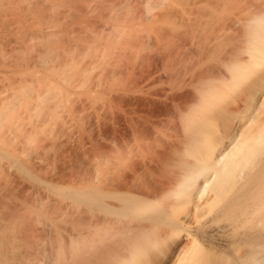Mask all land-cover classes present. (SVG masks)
<instances>
[{
    "label": "bare ground",
    "instance_id": "6f19581e",
    "mask_svg": "<svg viewBox=\"0 0 264 264\" xmlns=\"http://www.w3.org/2000/svg\"><path fill=\"white\" fill-rule=\"evenodd\" d=\"M78 1L87 12L85 25L71 28L78 43L50 45L56 53L45 46L48 55L41 48L48 70L75 91L90 70L105 66L111 73L108 64L116 68L121 57L128 60L118 72L126 74L142 48L151 64L148 70L141 65V73L136 65L144 77L133 85L138 92L165 86L129 99L130 111L115 116L112 140L106 134L98 144L99 159H88L90 152L79 158L78 190L56 208L49 244L47 233L38 235L45 245L33 258L23 256L28 248L22 257L13 252L18 236L10 232L18 215L8 210L7 194L0 196V264H164L183 235L189 243L174 264H219L214 239L201 232L211 217L239 233L218 243L244 247L239 264L264 258V0ZM151 46L160 53L147 54ZM43 81L33 93L21 77L0 97V130L8 128L0 143L43 129L70 95L59 81ZM26 110L42 112L41 121L27 128ZM194 223L199 227L192 231Z\"/></svg>",
    "mask_w": 264,
    "mask_h": 264
},
{
    "label": "rangeland",
    "instance_id": "374dc122",
    "mask_svg": "<svg viewBox=\"0 0 264 264\" xmlns=\"http://www.w3.org/2000/svg\"><path fill=\"white\" fill-rule=\"evenodd\" d=\"M80 1L82 2V0ZM77 2L79 3L78 0H67L66 2L65 0H49L47 2L43 0H0V97L10 94L12 86L15 87L10 83L21 77H26L28 81L27 85L34 87L33 93L38 90L40 85H38L37 82L40 80H44L43 82L46 83L59 81L63 88L62 90L70 93L68 96L69 100L66 98L63 99L62 102L57 103L55 110L56 115L50 116L47 125L43 129L33 132L32 135L21 132L22 139L16 134L18 136L16 139L15 136L12 135V137H14L12 140L14 141L9 140L5 143H0V196L7 194L5 200L8 210L14 209L18 215L15 221L16 224L12 225L15 228H11L10 235L18 236L17 243H19V245H16L15 242L11 248L13 252L15 251L17 254L20 253L19 255H21V257L23 251L28 248L30 251H25L26 253L24 252L25 254H23V256L27 254L33 258L35 254L33 251H36V247L45 245V243L42 242V238L45 239V237L41 235H45L46 233L45 236L48 235L54 212L57 210L56 208L64 206L65 202H68L67 197L70 196L69 194L78 190L77 184L82 180L81 165H83V155L85 154L83 157L85 159L87 152H90L87 158L92 155L93 157H90L91 160H95V158L99 159V154L97 152L98 144H100L103 135L107 134V136H109L108 134H110V132L114 133L116 128V123H114V120L117 118L115 117L116 114L122 115L123 113H128L130 111L129 109L132 108H130L132 104L130 102L133 100L132 98L140 94L147 97V94L143 93V91L145 92L149 89L155 90L165 86L161 83H158L159 85L157 83L152 84L150 85L151 88L150 86L146 87L147 85H144L146 89L143 87L144 90L139 92L136 88V81L139 82L140 79L144 77L143 73V75L141 74L142 77L140 76L142 72L140 69H143L141 65H147V68H144L148 70L151 64L146 53H143V55L145 54L147 56L146 59H144L145 56L142 55L143 61L141 60L142 56L140 53L142 51L144 52L141 45L142 42L146 40V37L142 42H137L140 44L137 49L141 48L139 50L141 52H138L135 55L136 57L134 56L136 59L133 58V63L131 61L133 59L129 60L130 65L127 63V72L126 74L123 73L124 75H120L118 67L124 64L123 60H128V57H121L123 59L120 58L116 60L119 62H115L116 68L111 67L114 63L111 66L108 64L111 73L115 70V73H113L115 76H112L108 70H104L105 66H103L101 70L99 68L92 71L90 70V74L87 77L88 80L84 81L83 87L76 88L75 91H72L70 86H68L69 88L66 86L67 83L58 79L55 72L48 70L46 64L41 60L43 54L40 53L42 49L46 48L45 46L49 45L48 48L50 45L53 48L54 45L55 48L66 46L65 43H63L65 41H68L72 45H77L78 43L77 34H75V32L72 33L71 28L80 29L86 22L84 18L81 20L82 17H84V12H81V10L85 11V7L82 8V3H79L81 9L79 10V6L76 7L78 4ZM88 2L85 3L86 6L91 5H89ZM57 3H61V5H56ZM47 6L50 8H47ZM88 19H90V17ZM80 21H83V24L81 23V25H78ZM67 23L69 26H67ZM65 24L66 26H64ZM55 25L63 26L64 28H62L64 30L62 31V28L59 26H57V28ZM53 32L56 37H49L47 33L52 35ZM55 32H58L57 35ZM45 33L48 36H45ZM48 42L50 43L47 44ZM146 42L147 40L145 43ZM56 45L58 46L56 47ZM137 49L136 52L138 51ZM150 49L152 52H149ZM152 49L153 47L151 46V48L145 49V51H148L147 54L160 53V50L156 52L155 48ZM52 50L54 53L57 52L55 49ZM45 54L48 55V52L45 53L44 49V55ZM131 55L129 57H131ZM138 59L139 62L143 64L138 63ZM13 61H15V66H8V64ZM124 66L125 65H123V67ZM134 69L140 73H136ZM116 72H118V76H116ZM135 75H138L136 77L138 79L134 77ZM133 83L136 85H133ZM133 86H135V88ZM62 90L60 93H62ZM142 96H140V98ZM142 99H144V97ZM20 100L23 99L21 98ZM22 102H26L28 106L27 101L23 100ZM61 103L62 105H60ZM81 104H84V107H81ZM22 108L25 109V104L23 103L21 105V109ZM124 108L125 110H123ZM40 113L41 114L34 115V113L30 114L27 111V113L24 114V116L27 117L25 126L28 128L31 126V123H38L41 121L40 116L43 114L42 112ZM106 128L109 129V133H107L108 130ZM7 129L8 128H3L0 130V136H2ZM21 133H19V135ZM112 135H110L111 137L109 136V140H112ZM29 137H31V139L27 141ZM79 158L82 162H80ZM225 224L226 222L218 221L211 217L203 222L201 232L214 239V243H212L211 246L212 248L215 246L217 248L215 247L216 250L213 249L211 252L214 254L219 252V255L221 254L218 258L219 264H239L237 261L238 255L241 251H244V247L230 244V242H225L223 245L218 244L219 239L228 241L239 234L238 232H232L228 228H224ZM198 227L199 226L194 223L192 225V231L196 230ZM19 232L20 236L23 234V238L19 237ZM38 235L42 238L40 236L38 237ZM48 236L46 237V242L49 244L50 239H48ZM39 238L41 239V243L38 242ZM21 239L24 241L22 245L20 244ZM44 239L43 241H45ZM35 241L38 242V246ZM187 241L189 243L187 237L183 235L169 252V256L164 264H174L181 250L184 246H187ZM213 244L215 246H213ZM14 245L17 247L21 245L20 249L19 247L14 249ZM19 251H22V253ZM216 255L218 256V254ZM255 264H264V258L262 257Z\"/></svg>",
    "mask_w": 264,
    "mask_h": 264
}]
</instances>
